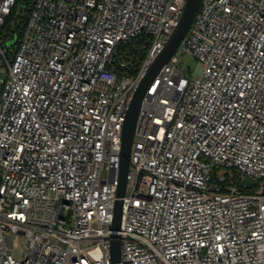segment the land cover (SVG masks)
<instances>
[{"label": "built area", "instance_id": "1", "mask_svg": "<svg viewBox=\"0 0 264 264\" xmlns=\"http://www.w3.org/2000/svg\"><path fill=\"white\" fill-rule=\"evenodd\" d=\"M183 6L32 0L0 45V264H264V0L199 1L141 100L117 195L128 105ZM127 44L143 57L116 58Z\"/></svg>", "mask_w": 264, "mask_h": 264}, {"label": "water", "instance_id": "2", "mask_svg": "<svg viewBox=\"0 0 264 264\" xmlns=\"http://www.w3.org/2000/svg\"><path fill=\"white\" fill-rule=\"evenodd\" d=\"M199 1L200 0H184L183 10L177 25L172 30L162 51L153 59L147 70L141 75L137 88L132 95L121 131V160L118 170L117 195L122 196L124 193L133 130L141 100L145 94L150 80L154 78L161 66L168 61L180 40L187 32L192 22L194 13L198 7ZM15 41L16 37H13L6 42V46L12 45ZM120 213L121 202L116 201L111 224V228L114 230H117L119 227ZM110 257L113 263H118L120 260L119 240L117 239V236L111 241Z\"/></svg>", "mask_w": 264, "mask_h": 264}, {"label": "trees", "instance_id": "3", "mask_svg": "<svg viewBox=\"0 0 264 264\" xmlns=\"http://www.w3.org/2000/svg\"><path fill=\"white\" fill-rule=\"evenodd\" d=\"M32 0H16L11 14L7 17L6 22L2 27V35L6 40L13 37L19 38L24 27L27 13L30 9ZM136 45V44H130ZM137 46V45H136ZM139 46V45H138ZM131 58L134 60L140 59L144 55V49L130 48Z\"/></svg>", "mask_w": 264, "mask_h": 264}, {"label": "rangeland", "instance_id": "4", "mask_svg": "<svg viewBox=\"0 0 264 264\" xmlns=\"http://www.w3.org/2000/svg\"><path fill=\"white\" fill-rule=\"evenodd\" d=\"M6 38L3 37L2 33H0V45L4 46L6 45ZM130 48H135V49H142V47L140 46H136V45H120L119 48L117 49V51L114 53L116 58H120L118 57L119 55L126 54L130 52ZM10 54H8V58H10ZM138 60V59H137ZM197 59L188 54V53H183L179 59H178V68L180 71H182L185 74H192L193 71L195 70V68L197 67ZM2 76V74L0 73V77Z\"/></svg>", "mask_w": 264, "mask_h": 264}]
</instances>
